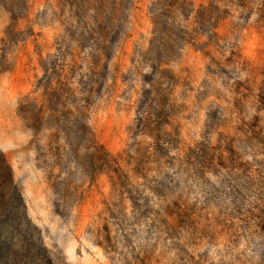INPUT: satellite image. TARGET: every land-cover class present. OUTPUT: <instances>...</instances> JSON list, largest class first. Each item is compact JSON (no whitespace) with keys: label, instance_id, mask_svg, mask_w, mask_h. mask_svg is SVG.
I'll list each match as a JSON object with an SVG mask.
<instances>
[{"label":"rangeland","instance_id":"rangeland-1","mask_svg":"<svg viewBox=\"0 0 264 264\" xmlns=\"http://www.w3.org/2000/svg\"><path fill=\"white\" fill-rule=\"evenodd\" d=\"M0 154L54 264H264V0H0Z\"/></svg>","mask_w":264,"mask_h":264},{"label":"trees","instance_id":"trees-1","mask_svg":"<svg viewBox=\"0 0 264 264\" xmlns=\"http://www.w3.org/2000/svg\"><path fill=\"white\" fill-rule=\"evenodd\" d=\"M0 264H54L0 154Z\"/></svg>","mask_w":264,"mask_h":264}]
</instances>
